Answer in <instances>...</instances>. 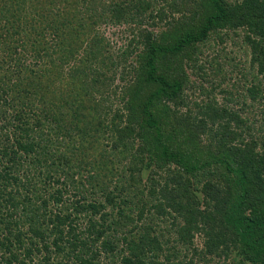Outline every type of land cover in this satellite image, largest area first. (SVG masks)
I'll return each mask as SVG.
<instances>
[{"label": "trees", "instance_id": "16d2710c", "mask_svg": "<svg viewBox=\"0 0 264 264\" xmlns=\"http://www.w3.org/2000/svg\"><path fill=\"white\" fill-rule=\"evenodd\" d=\"M0 264H264V0H0Z\"/></svg>", "mask_w": 264, "mask_h": 264}, {"label": "rangeland", "instance_id": "374dc122", "mask_svg": "<svg viewBox=\"0 0 264 264\" xmlns=\"http://www.w3.org/2000/svg\"><path fill=\"white\" fill-rule=\"evenodd\" d=\"M102 31L109 39L110 45H112L113 50H123L127 46L130 36H128L129 31L126 26L120 23L114 25L108 24L106 26L102 25Z\"/></svg>", "mask_w": 264, "mask_h": 264}]
</instances>
